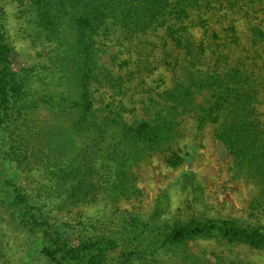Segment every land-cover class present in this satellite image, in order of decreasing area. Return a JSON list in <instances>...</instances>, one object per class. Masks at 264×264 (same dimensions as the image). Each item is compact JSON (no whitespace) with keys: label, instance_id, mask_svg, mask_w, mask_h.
I'll return each mask as SVG.
<instances>
[{"label":"trees","instance_id":"1","mask_svg":"<svg viewBox=\"0 0 264 264\" xmlns=\"http://www.w3.org/2000/svg\"><path fill=\"white\" fill-rule=\"evenodd\" d=\"M3 1L0 264H247L198 258L187 252L197 242L264 253V225L248 219L163 222L168 194L152 218L79 222L84 230L68 222L74 209L136 197L133 170L148 156L180 166L184 118L213 126L233 178L257 188L250 208L264 217V0H29L22 32L44 59L29 67L14 63ZM161 68L173 82L158 91L147 79ZM9 165L42 181L29 192ZM194 178L187 172L176 186L201 203ZM35 242L36 260L24 261Z\"/></svg>","mask_w":264,"mask_h":264},{"label":"rangeland","instance_id":"2","mask_svg":"<svg viewBox=\"0 0 264 264\" xmlns=\"http://www.w3.org/2000/svg\"><path fill=\"white\" fill-rule=\"evenodd\" d=\"M29 0H4V9L8 16V26L11 33L12 45L16 55L13 60L16 65L30 66L44 63L42 56L35 54L36 48L29 45L25 34L22 32L25 15L24 3ZM240 32L245 34L247 29L242 22H238ZM200 36L199 30L194 31ZM242 42H245L242 40ZM235 56H248L246 52H234ZM234 59V54L232 55ZM105 60V59H104ZM235 60V59H234ZM252 59L245 60L244 64L253 66ZM261 62L259 63V65ZM263 69V68H262ZM264 72V69H263ZM172 74L167 68L157 70L147 83L161 91L172 84ZM174 149H178L183 157L180 166L169 167L165 162V155L152 154L148 156L134 170L137 178V187L140 193L129 200H121L118 203L98 202L93 206H85L74 209L68 215V222L77 229H87L86 224H99L116 228L117 220L126 217L128 220L134 216L152 218L154 205L159 196L168 194V202L160 216V220L174 223L191 216H203L210 219H248L253 223L264 225V217L259 211H252L250 202L257 195V188L246 180L234 179L230 165L225 159V151L220 143L214 139L213 126L208 124L201 130L194 124L193 119L184 118L179 126V135ZM192 172L195 180L201 181L204 187V199L196 202L183 187L176 186V181L185 173ZM9 173L13 180L30 192L41 177L32 174H24L14 166L9 165ZM82 222V226L78 223ZM89 226V225H88ZM38 243L24 248L23 259L26 262L35 261L39 253ZM198 258L205 255L213 260V255L223 254L243 260L247 264H264V253L247 247H230L218 245L214 242L190 243L187 252ZM176 255H181V251ZM118 255H115L116 257ZM113 257V258H114ZM119 260H115L117 264ZM116 264V263H114Z\"/></svg>","mask_w":264,"mask_h":264}]
</instances>
